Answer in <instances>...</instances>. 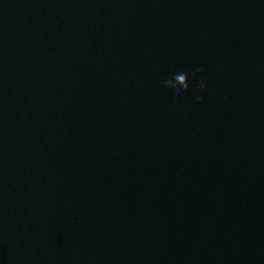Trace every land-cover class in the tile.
Masks as SVG:
<instances>
[{
  "label": "water",
  "instance_id": "water-1",
  "mask_svg": "<svg viewBox=\"0 0 264 264\" xmlns=\"http://www.w3.org/2000/svg\"><path fill=\"white\" fill-rule=\"evenodd\" d=\"M0 264H264V0H0Z\"/></svg>",
  "mask_w": 264,
  "mask_h": 264
},
{
  "label": "clouds",
  "instance_id": "clouds-1",
  "mask_svg": "<svg viewBox=\"0 0 264 264\" xmlns=\"http://www.w3.org/2000/svg\"><path fill=\"white\" fill-rule=\"evenodd\" d=\"M204 71L203 67H195L191 70V75L193 77L198 76ZM163 87L167 89H172L177 93L181 92H187L190 90V84H189V73L187 72H177L175 73L171 78H167L164 81H162ZM207 88V84L203 79L199 81L198 90L200 93H203ZM195 100L197 103H203L204 96L203 95H197L195 97Z\"/></svg>",
  "mask_w": 264,
  "mask_h": 264
}]
</instances>
